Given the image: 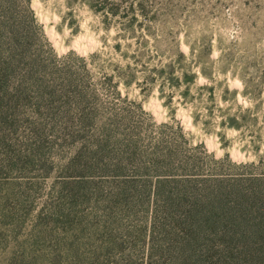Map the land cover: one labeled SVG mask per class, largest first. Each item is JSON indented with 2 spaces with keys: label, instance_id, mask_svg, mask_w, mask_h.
I'll list each match as a JSON object with an SVG mask.
<instances>
[{
  "label": "rangeland",
  "instance_id": "1",
  "mask_svg": "<svg viewBox=\"0 0 264 264\" xmlns=\"http://www.w3.org/2000/svg\"><path fill=\"white\" fill-rule=\"evenodd\" d=\"M18 7L32 52L47 67L40 88L57 98L40 109L51 113H38L31 88L5 127L9 157L29 163L9 167L0 152V264L27 257L47 264L55 255L59 264H79L68 255L74 244L64 241L72 236L65 225L88 233L106 221L144 228V260L150 194L131 210L114 205L120 188H132L124 178L264 177V0H18ZM80 114L89 119L84 128ZM31 122L43 127L42 147L29 142ZM104 139L111 155L92 167L88 155ZM73 194L85 199L72 206Z\"/></svg>",
  "mask_w": 264,
  "mask_h": 264
},
{
  "label": "trees",
  "instance_id": "2",
  "mask_svg": "<svg viewBox=\"0 0 264 264\" xmlns=\"http://www.w3.org/2000/svg\"><path fill=\"white\" fill-rule=\"evenodd\" d=\"M26 12L18 7V0H0V152L7 166L23 163L27 157H9L6 129L15 122L21 106L29 100L35 87V101L31 104L38 113L51 112L57 96L51 87L40 88L43 71L47 69L32 52L31 27ZM46 67V68H45ZM78 100V99H77ZM80 100V99H79ZM79 102V101H78ZM78 102H76L78 104ZM68 99L63 100L67 105ZM66 121L70 115L62 116ZM57 115L53 116V120ZM76 123L84 128L89 122L82 114ZM29 138L34 147L44 146L43 127L31 122ZM66 128V127H65ZM66 132L69 133L66 128ZM30 146V145H29ZM92 167L111 155L109 143L101 141L90 151ZM0 164H4L2 162ZM11 161H8V160ZM159 162L149 161V167ZM142 165V163H140ZM1 166V165H0ZM122 168V167H121ZM244 181V182H241ZM82 188L89 182H82ZM113 204L131 210L143 205L144 193L150 194V221L145 259L139 257L143 248L142 227L123 230L120 225L106 221L91 226L88 233L83 225L69 226L73 253L68 254L79 264H264V177L229 179L225 177H158L152 184L146 180L124 178ZM84 196L73 194L67 200L73 204ZM67 219L69 215H62ZM88 236L80 242V236ZM44 236H48L47 233ZM123 236V238H121ZM63 241V242H64ZM57 245L59 243L56 241ZM45 259L25 258L26 264H42ZM12 259L10 264H20ZM47 264H59L57 255Z\"/></svg>",
  "mask_w": 264,
  "mask_h": 264
}]
</instances>
